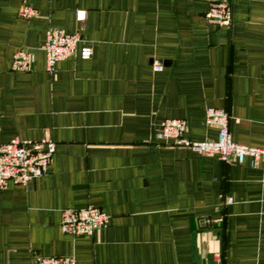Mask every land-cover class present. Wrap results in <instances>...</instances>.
I'll use <instances>...</instances> for the list:
<instances>
[{
  "label": "crops",
  "instance_id": "crops-1",
  "mask_svg": "<svg viewBox=\"0 0 264 264\" xmlns=\"http://www.w3.org/2000/svg\"><path fill=\"white\" fill-rule=\"evenodd\" d=\"M29 3L26 20L19 0H0V145L48 138L55 153L46 174L0 190V264H264V161L225 164L156 137L182 119L186 139L215 140L214 108L235 143L264 149V0H232L230 26L206 22L205 0ZM50 28L81 35L52 74ZM20 49L27 72L11 69ZM86 207L109 225L63 234V210Z\"/></svg>",
  "mask_w": 264,
  "mask_h": 264
},
{
  "label": "built area",
  "instance_id": "built-area-1",
  "mask_svg": "<svg viewBox=\"0 0 264 264\" xmlns=\"http://www.w3.org/2000/svg\"><path fill=\"white\" fill-rule=\"evenodd\" d=\"M208 9L204 15L207 23L218 26H230L233 20L232 0H205ZM18 15L22 19L37 16V11L29 0H19ZM84 11L76 13V20L82 22ZM81 41L79 32L68 33L63 29L50 28L46 31L44 44L41 46L46 58V71L55 72L56 64L72 56ZM91 49L81 50V57L89 59ZM32 58L25 49L15 52L11 69L15 72L30 70ZM162 66L154 65V71H161ZM206 123L218 128L217 138L211 141H190L185 138L186 122L182 119H165L156 129V137L170 142L175 147L191 150L199 155L214 156L225 164H248L256 168L264 161V149L235 143L228 130L229 115L220 109L206 110ZM55 143L48 139L29 140L12 139L0 145V190L10 185L26 186L31 180L46 174L53 162ZM228 202L231 199H227ZM109 225V216L99 208L65 209L62 213L60 229L63 234L74 237H92L97 231ZM29 264H78L72 257H37Z\"/></svg>",
  "mask_w": 264,
  "mask_h": 264
}]
</instances>
